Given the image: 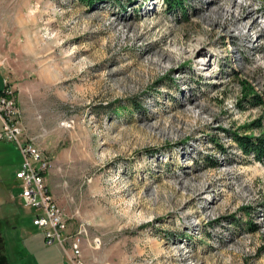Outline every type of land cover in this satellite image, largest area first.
Wrapping results in <instances>:
<instances>
[{"label":"rangeland","instance_id":"obj_1","mask_svg":"<svg viewBox=\"0 0 264 264\" xmlns=\"http://www.w3.org/2000/svg\"><path fill=\"white\" fill-rule=\"evenodd\" d=\"M120 2L0 0L13 123L65 235L84 230L86 264H264V164L227 133H264V0ZM22 162L0 141L1 264H73L40 241Z\"/></svg>","mask_w":264,"mask_h":264},{"label":"built area","instance_id":"obj_2","mask_svg":"<svg viewBox=\"0 0 264 264\" xmlns=\"http://www.w3.org/2000/svg\"><path fill=\"white\" fill-rule=\"evenodd\" d=\"M11 96V86L4 79L3 88L0 90V141L15 143L23 157L21 168L16 172V178L21 182V199L26 206L34 210L33 225L43 231L46 246H63L69 241L73 254L72 263L86 264L80 259L81 236L85 232L80 228L73 236L65 235L67 224L63 211L54 202L44 183V174L49 163L29 140L22 139L20 128L13 123L15 106ZM97 241L94 243L97 244Z\"/></svg>","mask_w":264,"mask_h":264},{"label":"trees","instance_id":"obj_3","mask_svg":"<svg viewBox=\"0 0 264 264\" xmlns=\"http://www.w3.org/2000/svg\"><path fill=\"white\" fill-rule=\"evenodd\" d=\"M82 2H85L88 5L98 4V3H121L120 0H81ZM132 1V0H129ZM135 1V0H134ZM166 3V6L169 10L171 9H183L182 3L183 0H163ZM243 93H244V99L249 101H252L255 104L261 103V96H259L252 87H250L248 84H243ZM252 127H259L261 128L260 121L253 122L252 124L246 126V129H251ZM232 141L235 142L237 147L241 150V152L246 156H252V158L257 161L264 164V133H262L260 136H254V135H240L235 132H227ZM249 208H245V210H248ZM250 230L255 231L257 226L256 224H253L252 222L249 224Z\"/></svg>","mask_w":264,"mask_h":264},{"label":"crops","instance_id":"obj_4","mask_svg":"<svg viewBox=\"0 0 264 264\" xmlns=\"http://www.w3.org/2000/svg\"><path fill=\"white\" fill-rule=\"evenodd\" d=\"M4 76H5V73H4L3 69L0 68V90L3 88V81L5 79ZM1 129H2V122H1V119H0V131H1ZM15 184H16V187H17L18 186L17 181H15ZM3 190H5L4 192H6V194L9 196L10 200L12 201L13 200V196L8 192V189L4 188ZM18 197H19V195H18ZM40 241H42V244H43V236H41V240ZM24 243H25V246H26L25 247L26 250H29L30 248L32 249L34 247V243H33V241L30 238H26L24 240ZM41 263L42 264H67L62 259H56L53 262H50L48 259L44 260V258L41 259Z\"/></svg>","mask_w":264,"mask_h":264},{"label":"flooded vegetation","instance_id":"obj_5","mask_svg":"<svg viewBox=\"0 0 264 264\" xmlns=\"http://www.w3.org/2000/svg\"><path fill=\"white\" fill-rule=\"evenodd\" d=\"M1 242H2V238H1V236H0V264H1V262H2V259H3V255H2V252H1V248H2V244H1ZM3 264V263H2Z\"/></svg>","mask_w":264,"mask_h":264}]
</instances>
